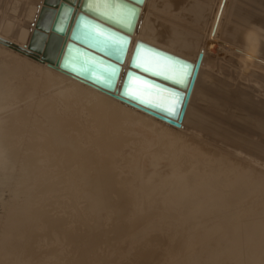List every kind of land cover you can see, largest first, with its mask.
I'll use <instances>...</instances> for the list:
<instances>
[{
  "label": "bare ground",
  "instance_id": "6f19581e",
  "mask_svg": "<svg viewBox=\"0 0 264 264\" xmlns=\"http://www.w3.org/2000/svg\"><path fill=\"white\" fill-rule=\"evenodd\" d=\"M238 1H235V3L237 4ZM240 1L247 2L250 5L251 9L248 10L250 17L248 20L251 17L258 15L259 11H261L260 3L253 2L254 0ZM19 4H21L20 6L23 4L22 10L19 9ZM53 9L54 4L51 0H0V39L11 44H16L23 49H34L36 51L43 50L48 34L46 35L45 30L36 26L35 16L44 13L46 10L53 12ZM195 10L197 12L198 8ZM195 10L192 9L191 12L194 13ZM240 10L241 8H239L238 5L233 9L234 15L238 20H241L243 17L241 16ZM192 17L193 16H191V18ZM199 20L200 17H198L197 21ZM178 24L177 26H179ZM205 30L203 31L205 32ZM190 34L192 37H196L197 44L202 46L204 36L198 34L194 29ZM175 35L177 39L182 37L180 34ZM231 39L230 44L226 43V45H228V49L226 48L227 50L232 49L231 47H233L232 45L235 42V37ZM183 43L185 42L183 41ZM219 48H221V46L217 49ZM256 48L257 42L254 41L247 54L248 60L256 51ZM5 49L9 52V48L0 45V50L5 51ZM138 49H140V47ZM15 54L16 53H10L9 56H6L7 59L0 61L3 65L0 64V70L4 68L3 70L5 71L4 77L0 74V85H2L3 91L7 95L5 102L2 104H5L8 100L12 99V102L25 100L33 94L31 87L26 85L20 87L17 94L16 92H13L14 88L7 86L5 82L7 79L19 76L24 70L36 63L23 59V61H17L16 58H14L17 56ZM136 54L137 52L135 50V55ZM155 55L157 56V54ZM206 56H208V54ZM227 56V52L225 51L224 57ZM162 57L165 58L163 54ZM137 60L138 63H144L145 67L149 66L148 59L144 58L140 60L137 58ZM164 64H166V62H164ZM250 64L252 63L249 60L247 66H250ZM170 67L171 66H169V68ZM225 70L226 76L229 77L228 75L230 71H227V68H225ZM139 73L151 77L149 76L150 72L145 71L143 68H141ZM218 74L222 73L219 72ZM41 75L48 76V73L46 71H41ZM219 77H221V75H219ZM171 80L169 81L171 82ZM46 84L48 85V83ZM263 85L264 78L258 82V86H260L259 88L263 89ZM96 86L98 85H95V87ZM232 87L234 88V86ZM190 89L191 88H189V90ZM206 89L207 94L210 95L212 99L219 98L220 101V96H217L212 92L210 85ZM218 90L220 91V89ZM234 94L235 93H233V95ZM242 96L243 104L246 102L244 107L249 106L248 98H252V94L250 92H244ZM230 97H232V95ZM239 98H237V100ZM259 102L263 104L262 109L264 110V94L259 98ZM68 104H70L69 101ZM103 104L104 100L100 97L97 98V109H99V111ZM225 105L226 104H224V106ZM41 107L46 115H52L55 105L52 101L50 103L41 101ZM145 110L147 109L143 106L142 109H140L142 113L140 127H144L146 122H149L152 127L150 130L152 137L147 139L144 131H140L139 133L144 136L150 146H157L161 141L168 142L161 144L157 148V156L159 159L150 158L144 165L145 175H157L159 172L164 173L165 181L162 185L157 187V189H155L156 187L152 189V184L149 182L141 186L145 192H141L139 189H134L133 186L131 190H126L125 187L131 184L127 183L126 179L123 178V173L118 175V173L114 172V170H116L114 169L115 162L112 161L114 160V155H111L112 153H106L107 151L101 152L96 158H91L90 156L85 155L84 158H82L84 161L80 162L78 165L82 181L81 188L86 189L85 192L90 191L89 194L86 193L87 195H84V193L83 195L85 199L84 202H87V204L89 203L92 208L89 209L87 206L88 210L92 212L93 218L96 216L98 220L100 219V215L96 212V209L102 205L107 208L110 207L108 213H111V211L112 213H115V209L120 207L132 209L130 211H133L134 207V210L138 208L140 212L136 215L138 218L132 223L126 226L120 225L117 227V230L122 234H128L129 231L132 229L135 230V228L138 229L136 232L134 231L132 233V236L130 235L131 237L128 240H126L129 242L128 245H119V247L118 245L112 246L107 241L102 243L101 241L103 240L101 239L99 244L102 243L101 245L103 247L111 245L113 249L114 247L116 248L115 251L117 253L125 255L124 257L128 255L127 258L136 260V262L131 264H264V118L260 120H248L242 117L227 119L222 115H217L216 117L211 118L210 116L211 114H214V109L199 108L193 106L192 103H189L188 110L184 111L183 118L177 120L180 127H176L165 123L160 119H156L157 122H159L158 124L156 122L154 125L149 118L151 114L147 113ZM120 113L123 115L122 111L117 108L108 114L103 112L98 114L96 117V123L98 128L97 134L100 138H96L95 144L100 147L107 144H114V150L123 147L133 149V155L128 156V158L132 160L139 155L145 156L146 141H143V139L138 137L137 134L132 132L129 133L127 128L128 125H126V123L130 121V117L122 116L119 118ZM223 113L225 115V112ZM201 115L204 117L203 119L201 118ZM122 130H126L125 135H122ZM192 130L195 131L194 134L199 136L196 137L194 135L195 138H193V135L191 134ZM22 138L24 140V137H22L19 131L16 132L0 125L1 146H6L12 150L14 143L12 140L20 141ZM205 139L214 140L216 141V144L220 145L226 144L230 149L225 148L226 154L217 153L214 149L209 151L204 142ZM48 143L49 141L38 146L36 145L26 157L20 156L14 158L17 159L15 167H19L17 169L21 173L22 180H26L29 175L28 170L30 167L36 166L39 170H42L44 157H46V155L42 154L41 147L47 148ZM15 149L16 147L14 150ZM165 160H169L168 164L166 163L162 165L161 163ZM65 165L67 167L72 166L70 163L66 162ZM128 165H130V163H128ZM152 165L155 167L154 169L152 168ZM2 169H5V167L4 164L0 162V172ZM223 174H225V177H222ZM6 175L9 177L8 174ZM24 184L25 183H23V185ZM42 185L47 187L50 184ZM78 187L80 188V186ZM29 189L27 188V191H30ZM115 197H117L119 201L114 200ZM12 200L11 201L16 206L12 205L15 207L7 213L6 217L0 219V222L3 223L0 231V264H24L25 262L28 264L27 260H30L31 258L30 261L34 262L33 264H41L45 256L52 257L55 252L52 249L37 256L36 254L39 253L38 249L40 245L38 246L36 244L34 246V255L24 256L21 243L27 235L26 229L30 226L31 229L37 233L39 231H46V234L48 233L47 235L55 237L61 231V219H58V217L56 219L44 216L42 210L45 207L41 205L42 198L40 199L38 196L31 194L25 200H20L18 197L13 198ZM88 210L87 212H89ZM123 214L128 215L127 213ZM120 216L119 209V212L115 213L113 217L119 218ZM97 223L98 221H96V225ZM146 223L151 224V232L144 231L140 233L143 225ZM98 224H100V222ZM65 225L67 224L65 223ZM139 225L142 226L139 227ZM99 227L96 228L100 231ZM90 229L91 227L88 230ZM30 232L31 233L29 234L32 235L31 230ZM73 232L72 229L70 232L71 239H73ZM88 235L90 237V234ZM99 235L103 238L102 234ZM100 236L97 237V241L92 239L94 242L96 241L95 244L98 243ZM121 236L120 240L122 239ZM143 238H145L146 241H142ZM73 240L75 241V238ZM79 240L76 239V243L77 241L79 243ZM92 240L88 241L92 242ZM87 242H85L86 246ZM90 246L91 245H89V247ZM89 251L81 253V258L73 264H87V261L84 260L85 258L86 260L89 258L88 253H91L90 255H95V253ZM54 258L50 259V263L62 264L61 258ZM69 259L71 262L72 258L70 257ZM104 263V259L98 261V264Z\"/></svg>",
  "mask_w": 264,
  "mask_h": 264
},
{
  "label": "rangeland",
  "instance_id": "374dc122",
  "mask_svg": "<svg viewBox=\"0 0 264 264\" xmlns=\"http://www.w3.org/2000/svg\"><path fill=\"white\" fill-rule=\"evenodd\" d=\"M227 1L146 0L142 7L136 30L131 36L132 42L129 47L127 59L122 65V74L118 82V86H116L114 90L111 89L110 91L98 86L95 87V83L93 82H86L82 78H77L72 74L70 75V73L63 72L57 67H50L46 63H40L37 60H33L32 58L20 54L15 50L9 49V52L6 49L5 51L0 50V61L7 59L6 56H9L10 53H16L15 55L17 56L14 58H16L17 61L26 60L32 63L36 62L31 65V67L24 70L19 76H15L14 78H10L5 81L7 86L13 87V92H16L17 94L18 89L23 85L31 87L33 94L25 100L12 102V99L8 100L7 103L2 104L5 102L7 95L4 93L2 85H0V125L10 128L16 132L19 131L22 137H24V140L22 138L20 141L12 140L14 143L10 142L13 143L12 150L6 146L0 145V162H2L5 167V169H2L0 172V219L6 217L7 213L16 206L12 202L13 198L18 197L20 200H25L32 194L38 196L40 199L42 198L41 205L45 207L42 210L44 216L56 219L58 217V219H61L62 224L61 231L55 237L47 235L48 233L46 234V231H39L37 233L33 231L30 226H28L26 229L27 235L21 243L24 256L34 255V246L37 244L38 246L40 245L38 249L39 253L36 254L37 256H40V254H44L52 249L55 252L52 257L45 256L41 264H52L50 263V259L54 257V259L61 258L62 264H73L81 258V253L89 251L92 246L89 252L95 253V255H90L91 253H88L89 258L87 260L85 258L84 260L87 261V264H98V261L102 259L105 260L104 264H131L136 262V260L127 258L128 255L124 257L125 255L117 253L115 251L116 248L114 247L113 249L111 245H118V247L119 245H128L129 242L126 240H128L132 236V233L134 231L136 232L138 229L135 228V230H131L132 232L129 231L128 234H122L117 230V227L120 225L126 226L136 220L138 218L136 215L140 213L139 209L137 208L134 210L133 207V211H130L132 209L120 207L115 209V213L119 212L120 209L121 216L119 218H115L113 217L115 213H112V211L111 213H108V209H110V207L108 206L109 208H107L102 205L97 207L98 210L96 209V212L100 215V219L98 220L96 216L93 218L92 212L87 208L88 206L89 209H92L90 204L84 202V195H87L86 193L89 194L90 191L85 192L86 189L81 188L82 181L78 165L80 162L84 161L82 158H84L85 155L90 156L91 158H96L101 152L107 151L106 153H112L111 155H114V160H112L115 162L114 169L116 170H114V172L118 173V175L123 173V178L126 179L127 183L131 184L125 187L126 190H131L133 186L134 189H139L141 192H145L141 188L143 184L150 182L152 184V189L155 187V189H157V187L164 183V173L159 172V175H145L144 165L148 162V159L158 158L157 148L161 144L168 142L161 141L157 146H150L144 136L139 133L140 131H144L147 139L152 137L150 131L152 127L149 122H146L144 127H140V120L142 117L140 109H142V105L131 98L121 96V85L125 75L123 72H126L129 68H133L135 71L138 70V72L141 71V67L136 66L138 64L137 58L140 57V60L144 58L148 59V68H151L149 76L155 80L164 79L162 81H169L173 78L171 82L177 83L176 79L180 77L183 71L187 70L190 73L187 77L186 83H177V88L180 87V90H185L181 91L185 95V101L187 95L189 94L187 102L185 103L184 101L185 110H188L189 103H192L193 106H197L199 108L214 109L215 111L214 114H211V118L216 117L217 115H222L227 119L242 117L248 120H260L264 118V110L262 109L263 104L259 102V98L264 94V85L262 86L263 89L258 86V82L264 78V62H262L264 61V0L253 1L258 4L260 3L261 11H259L260 15L258 13V15L254 16L255 18L251 17L249 20L248 18L250 15L248 10L251 8L247 2H242L240 0ZM235 1H238V3L236 4ZM51 2L54 4L55 0H51ZM20 5L21 4H19L18 7ZM236 5L241 8L240 13L241 16H243L241 20H238V18L234 15L233 9ZM22 6H20L19 9L22 10ZM197 8L198 11L196 12L195 9ZM192 9L195 10V15L191 12ZM56 12L57 10L53 13L51 20L49 19L52 14V11L50 10L37 14L35 16L36 26L43 30H45L48 22L51 26ZM119 15L121 18H124L121 12ZM190 15L193 17L191 18ZM198 17H200L199 21H197ZM177 24L179 26H177ZM193 29L196 30L198 34L204 36L202 46L197 44L196 37L191 36L190 33ZM203 30H205V32ZM217 32L218 35L221 34L219 35L220 37L217 35ZM175 34H180L182 37L177 39ZM233 37H235V42L232 45L233 47H231L233 50H227L228 45H226V43L230 44V40H232L231 38ZM183 41L185 43H183ZM254 41L257 42V48L249 59L252 64L247 66L249 61L247 54L251 48L252 42ZM219 46H221V48L217 49ZM137 47H140V49ZM135 50L137 52L136 55ZM225 51L227 52V57H224ZM160 52L163 56H165V58L162 57ZM155 54H157V56ZM207 54L208 56H206ZM200 56H202L201 63L196 68L198 63L197 61ZM164 62H166V64H164ZM0 64L2 65L1 62ZM169 66H171L172 69L171 67L169 68ZM225 68H227V71H230V73L227 72L229 73V75L227 74L229 77L226 76ZM3 69L0 70V74L4 77L5 71ZM41 71H46L48 76L41 75ZM219 72L222 74H218ZM219 75H221V77H219ZM190 82H192L193 85L190 84ZM46 83H48V85ZM139 84L141 85H138L140 86L139 88L134 87L132 89L143 93V90L140 89L143 84L140 83V81ZM191 85L192 87H190ZM209 85L212 92L217 96H220V101L219 98L212 99L210 95L207 94L206 88L209 87ZM108 86L106 85V87ZM232 86H234V88ZM240 87H242L243 90ZM189 88L192 90H189ZM218 89H220V91ZM244 92H250L252 94V98H248L249 106L247 107H244L246 102L243 104L242 100ZM233 93L235 94L233 95ZM231 95L232 97H230ZM99 97L104 100V104L100 111L97 109V98ZM237 98H239V101ZM41 101L47 103H50L51 101L53 102L55 108L52 115L45 114L43 108L41 107ZM68 101L70 104H68ZM224 104L227 106H224ZM117 108H119L123 114L121 115L120 113L119 118L122 116L130 117V121L126 123V125H128L127 128L129 133L132 132L137 134V136L141 137L143 141H146L145 156L139 155L132 160L128 158V156L133 155V149L123 147L118 150H114V144H107L103 147L95 144L96 138L99 136L97 134L98 128L96 117L99 113L103 112L108 114ZM223 112H225V115ZM149 118L151 123H154L155 125L158 118L153 115L149 116ZM201 118L203 119L204 117L201 115ZM194 132V130L191 132L193 138H195L194 135L196 137L199 136L194 134ZM121 133L122 135H125L126 130H122ZM47 141H49L48 147H41L42 154L46 155V157H44L42 170H39L36 166H32L28 170L29 175L26 180H22L21 173L17 169L19 167H15L17 159L14 158L20 156L26 157L30 154L33 147L46 143ZM204 142L206 143L209 151L214 149L217 153L226 154L225 148L230 149L228 145L216 144V141L214 140L205 139ZM15 147L16 149L14 150ZM65 162L70 163L72 166L67 167ZM168 162L169 160H165L161 164H168ZM128 163H130V165H128ZM152 168L154 169L155 167L152 165ZM6 174H8L9 177ZM222 177H225V174H223ZM23 183L25 184L23 185ZM42 184L50 185L45 187V185ZM78 186H80V188ZM27 188H30V191H27ZM114 200L119 201L117 197H115ZM12 205L15 206L13 207ZM87 210L89 212H87ZM123 213H127L128 215ZM96 221H98V223L100 222L101 226L98 223L96 225ZM1 223L2 222H0V231L3 225V223ZM65 223L67 225H65ZM141 226L139 225V227ZM90 227L91 229L88 230ZM96 227H99L100 231ZM72 229L74 231L72 238H75V241L71 239L70 236ZM30 230L32 231V235L29 234L31 233ZM144 231L151 232V224H144L140 233ZM87 233L90 234V237ZM99 234H102L103 238ZM99 236L100 238L96 245L95 242ZM120 236L122 237L121 240ZM76 239L82 240H79V243L77 241V244ZM92 239L96 241L94 242ZM88 240H92V242H89ZM100 241L102 243L107 241L111 245H105L106 247H103L101 245L102 243L99 244ZM142 241H146V239L143 238ZM85 242H87L86 244L88 247L85 245ZM89 245L91 246L89 247ZM70 257L72 258L71 262L69 259ZM30 260L28 259L27 263L33 264L34 262H31ZM24 264H26V262Z\"/></svg>",
  "mask_w": 264,
  "mask_h": 264
},
{
  "label": "water",
  "instance_id": "95a60500",
  "mask_svg": "<svg viewBox=\"0 0 264 264\" xmlns=\"http://www.w3.org/2000/svg\"><path fill=\"white\" fill-rule=\"evenodd\" d=\"M145 1L55 0L54 9L49 19H52L56 10L57 12L51 26L49 22L46 24L45 32L48 36L43 50L21 49L16 44H11L1 39L0 44L40 63H46L50 67H57L63 72L82 78L86 82H93L103 89L114 90L121 78L122 65L127 59L132 42L131 36L136 30ZM117 5L135 9L136 15L131 20L130 25L124 18L120 17L119 14L120 12L122 13V9L117 7ZM68 9L71 12L66 18L65 14ZM85 20L90 25H98L104 35L94 32L91 27L84 28L82 21ZM60 27H63V31L58 30ZM109 35L124 38L125 43L122 52L119 50V46L112 45L108 41L107 37ZM201 58L202 56L198 58L196 68L201 63ZM113 68L118 70L115 76L111 75ZM130 75L138 77L140 83L143 84L142 88H140L143 90V101L125 94L128 88H139L141 86L139 82H133L134 80L130 79ZM159 80L152 79L129 68L122 81L121 96L135 100L147 109L145 110L147 113L154 117L180 127L177 120L183 118L184 115L185 95L177 88V83ZM106 85L109 86L106 87ZM168 93L175 94L180 100L175 115L167 111V106L171 100ZM188 98L189 94L185 103ZM183 104L184 106L182 107Z\"/></svg>",
  "mask_w": 264,
  "mask_h": 264
},
{
  "label": "snow or ice",
  "instance_id": "6c2138e0",
  "mask_svg": "<svg viewBox=\"0 0 264 264\" xmlns=\"http://www.w3.org/2000/svg\"><path fill=\"white\" fill-rule=\"evenodd\" d=\"M91 7V5H90ZM117 7L121 8L122 9V13H123V16H124V19L128 22V24L130 25L131 24V20L135 17L136 15V12H135V9L134 8H125L124 6H121V5H117ZM71 12L70 9L66 10V18L68 16V14ZM82 24H83V27L84 28H89L91 27L92 30L96 33H98L99 35H104V32L103 31H100L99 29V26L98 25H90L88 21H82ZM58 30L60 31H63V27H60ZM108 41L112 44V45H115V46H119V50L122 52L123 51V45L125 43V40L124 38L122 37H115L113 35H109L107 37ZM139 59V58H138ZM137 67H141L143 68L145 71H151V68H148V67H145L144 63H138L136 65ZM117 69L113 68L112 71H111V75L112 76H115L116 73H117ZM190 73L185 70L181 73L180 77L177 79V83H184L188 77ZM130 79L131 80H134L136 82H139V78L138 77H135L134 75H130ZM126 95H130L132 98L134 99H139V100H142L144 99V95L142 92L140 91H137L135 89H132V88H128L126 89V92H125ZM168 96L171 97V100H170V103L168 104L167 106V111L172 114V115H175L176 113V110L178 109L179 107V104H180V100L179 98L173 94V93H168Z\"/></svg>",
  "mask_w": 264,
  "mask_h": 264
}]
</instances>
